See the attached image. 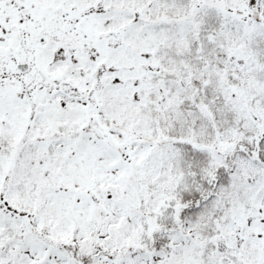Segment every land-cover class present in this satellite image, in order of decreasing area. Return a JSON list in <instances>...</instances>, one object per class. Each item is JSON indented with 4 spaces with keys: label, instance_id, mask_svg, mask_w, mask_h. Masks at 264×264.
<instances>
[{
    "label": "snow or ice",
    "instance_id": "obj_1",
    "mask_svg": "<svg viewBox=\"0 0 264 264\" xmlns=\"http://www.w3.org/2000/svg\"><path fill=\"white\" fill-rule=\"evenodd\" d=\"M0 264H264V0H0Z\"/></svg>",
    "mask_w": 264,
    "mask_h": 264
}]
</instances>
